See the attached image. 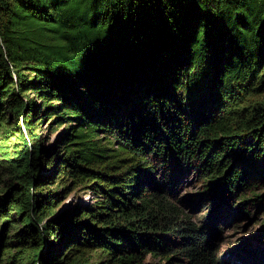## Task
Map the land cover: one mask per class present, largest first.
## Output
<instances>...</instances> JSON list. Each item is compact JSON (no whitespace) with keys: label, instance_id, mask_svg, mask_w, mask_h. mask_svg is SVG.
I'll return each mask as SVG.
<instances>
[{"label":"trees","instance_id":"1","mask_svg":"<svg viewBox=\"0 0 264 264\" xmlns=\"http://www.w3.org/2000/svg\"><path fill=\"white\" fill-rule=\"evenodd\" d=\"M0 167V264L242 261L209 235L264 201V0H0Z\"/></svg>","mask_w":264,"mask_h":264},{"label":"rangeland","instance_id":"2","mask_svg":"<svg viewBox=\"0 0 264 264\" xmlns=\"http://www.w3.org/2000/svg\"><path fill=\"white\" fill-rule=\"evenodd\" d=\"M8 119L10 123L13 122L11 117ZM39 130L41 134L45 133L44 127ZM53 136V133H48L47 142L51 141ZM183 177L184 178L181 179L177 186H173L174 189L169 192V197L171 198V201H174L172 198L189 194L188 196H183V199L186 202L185 204L178 202L177 204L180 209L183 210V213L188 215L187 220L202 225L207 222L208 214L205 213L203 207L209 203V198L207 196L203 197L198 193L201 191L202 185L199 179L196 178L195 172L192 171L186 173ZM8 182V174L0 167V189H2ZM71 184L72 183H69L66 189H64V193L61 196V202L55 209H61L73 201L89 203L92 200L93 193H91L88 188L83 187L82 185L72 187ZM262 186L263 188L259 187L261 188L259 191H264V182ZM195 193H197V196H193ZM200 198H202L203 201ZM214 211L215 215L212 216V224L213 226L215 225L219 231L216 232L215 228H211L209 236L216 248V252L219 250V254L223 259L228 256H231L232 258L235 256L240 257L242 261L238 262L234 260L237 264H250V262H254V264H264V237L262 238V235H259V232L262 231L260 219L264 216V201L259 205L250 206L249 213L246 215L242 214L237 216L234 215L233 212L228 215L229 212L226 211V214L228 215V219L226 220L224 218L216 217V213L219 212V214H221L225 211L223 208L221 209L219 206V209ZM202 214L203 216L200 217ZM206 228L207 227H205V229ZM246 248L250 249V251H244ZM258 254L259 256H257ZM247 259L251 260L248 262ZM230 260L233 259L230 258ZM163 261L164 260L159 257V255H151L147 253L139 264H161Z\"/></svg>","mask_w":264,"mask_h":264}]
</instances>
